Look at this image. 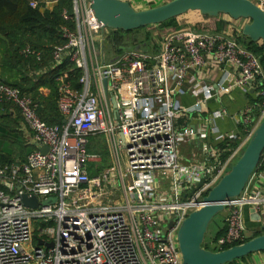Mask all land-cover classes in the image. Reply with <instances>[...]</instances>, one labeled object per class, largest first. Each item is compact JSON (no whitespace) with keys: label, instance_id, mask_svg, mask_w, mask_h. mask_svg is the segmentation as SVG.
<instances>
[{"label":"built area","instance_id":"obj_1","mask_svg":"<svg viewBox=\"0 0 264 264\" xmlns=\"http://www.w3.org/2000/svg\"><path fill=\"white\" fill-rule=\"evenodd\" d=\"M252 2L264 11V0ZM56 5L57 0L30 3L49 11ZM61 17L63 42L52 49L51 68L69 66L57 77L63 124H47L31 96L0 81V103L19 111L35 146L26 162L0 165V264H182V222L230 170L264 118L261 59L239 38L189 29L168 33L155 50L110 46L107 52L112 30L95 17L91 0H72ZM20 54L39 62L43 57L31 46ZM211 64L230 67L222 69L216 87L202 82ZM73 72H81L78 88ZM236 89L254 91L239 115L241 135L214 127L215 146L204 131L178 129L179 116L203 113ZM187 92L197 101L183 108L180 97ZM225 115L218 110L209 119ZM91 137L103 138L112 163L97 177L90 176L89 165L102 157L89 154ZM227 141L240 144L223 159L227 149L220 145ZM187 143H198L202 156L182 164L179 150ZM23 196L37 197L38 207L25 206ZM228 207L233 210L226 234L217 239L220 251L245 238V208L260 215L264 231V170L256 169Z\"/></svg>","mask_w":264,"mask_h":264},{"label":"water","instance_id":"obj_2","mask_svg":"<svg viewBox=\"0 0 264 264\" xmlns=\"http://www.w3.org/2000/svg\"><path fill=\"white\" fill-rule=\"evenodd\" d=\"M95 17L105 29L125 32L165 23L189 12L216 18L228 16L233 21H249L242 30L244 39L264 46V11L251 0H172L166 4L137 11L130 3L122 0H91ZM181 47L180 43H176ZM48 151L47 147L41 150ZM264 153V118L252 134L242 155L230 170L203 198L202 205L193 210L182 222L177 240L182 264H232L250 255L264 252V234L245 243L221 251H210L204 247V240L212 220L224 212L229 203L244 192L251 176L256 171ZM206 179L193 189L189 197L199 189ZM22 203L31 208L38 207L37 197L23 196ZM251 219L260 221V215L250 210ZM173 222L169 223V228ZM39 244H43L38 240ZM51 247V245H49Z\"/></svg>","mask_w":264,"mask_h":264},{"label":"trees","instance_id":"obj_3","mask_svg":"<svg viewBox=\"0 0 264 264\" xmlns=\"http://www.w3.org/2000/svg\"><path fill=\"white\" fill-rule=\"evenodd\" d=\"M31 1L39 0H0V71H2L0 72V81L8 86L18 88L22 93L31 96L38 104L39 116L47 124L62 125L64 118L60 114L57 104V77L62 72L67 71L69 66L65 63L53 70L51 68V52L55 45L63 42L60 27L64 25L65 22L61 17V12L63 8L71 9L72 0H57L58 5H56L52 11L43 10L41 8L33 9L30 6ZM222 17L223 15L213 18L202 15L200 12H189L183 16L173 18L155 26L163 28V32L166 34L184 29L198 32L219 33L223 25L221 20ZM182 18L188 19L186 20L188 22H186V25L180 23ZM149 27L152 26L138 30L144 31ZM136 31L137 30L125 32L122 30H112L108 36V42L112 48H119L120 50V48L131 44L129 41L134 40ZM149 37L150 36H147V38ZM245 44L252 52L260 57L264 68V46L261 43L254 44L250 40L245 41ZM26 46H31L36 50L42 51V60L39 62L36 58L23 57L20 51ZM44 69L46 70L44 73L37 75L38 72ZM17 75H20V81H13L14 78H17ZM80 75L81 72L71 73V80L77 88ZM41 88H48L50 90V95L46 99L39 93ZM9 107L8 105L0 103V110L8 111ZM16 111L18 110L16 109ZM0 126L4 131H6L7 128L12 129L3 122L0 123ZM13 129L15 130V126ZM3 138L8 139L5 136ZM239 144L240 141H227L221 144L220 147L222 149H227L223 154V159H227L231 155V151ZM29 155L30 154L21 162H26ZM14 162L16 161L14 160L13 152L9 150L8 146L6 148L0 147V165L12 164ZM257 170H264V153ZM206 195L207 194H205V196ZM226 231L227 227L223 228L218 238L224 236ZM262 234H264V231H254L251 237H245L241 242L233 246L245 243ZM228 248L229 247H226L225 249ZM251 256L252 255L235 261L232 264L243 262Z\"/></svg>","mask_w":264,"mask_h":264},{"label":"crops","instance_id":"obj_4","mask_svg":"<svg viewBox=\"0 0 264 264\" xmlns=\"http://www.w3.org/2000/svg\"><path fill=\"white\" fill-rule=\"evenodd\" d=\"M122 1L130 3V5L135 10L142 11L166 4L172 0ZM186 20L188 19L182 18L180 23H182V25H186L188 23ZM221 20L223 22V25L220 33L225 34L229 37L239 38V40L243 42L248 40H245L241 34L244 26L249 21H233L228 16H223ZM163 31V28L158 26L149 27L148 29L144 30L141 34H134V40L131 41L132 45L129 46L136 47L140 45H148L152 50L158 49L164 44V36L166 35V33L164 34ZM147 36L150 37L147 38ZM223 68L225 70L230 69L228 65L218 66L216 64H211L208 69L207 76L202 78V82L206 84H212L216 87V84L221 80L223 76ZM20 79V75H17V78H14L13 81H20ZM189 88V85H185L186 90H188ZM39 93L44 97V99H46L50 95V90L48 88H41L39 90ZM253 94L254 91H251L250 94L244 95L240 90L236 89L232 91L229 95H223L219 98H216V100L211 101L208 105V108H205V112L203 113H194L188 115L183 114L179 116L177 118L176 125L178 129H185L186 127H190L192 129H195L196 131H204L208 135V143H211L215 146L219 145V143L215 141L216 135L212 133L213 128L216 127L222 134L241 135L242 128L239 124V115L250 102H253ZM196 101L197 98L194 97L190 92H187L185 95L180 97V103L183 108L193 107ZM8 106H10L8 111L0 110V123H6L7 126L11 127L12 129L7 128L6 131H4L3 129H1L0 126V147L6 148L8 146L9 150L13 152V157L16 161L14 163H22L21 161L25 160L27 155L31 154L35 150V146L33 143L32 135L27 130L18 111H16L13 106ZM218 110L225 111L226 115L222 118H217L214 120L209 119L210 115ZM14 126L15 130L13 129ZM4 136L8 139H4ZM201 156L202 152L198 143L184 144L179 150V161L182 164L192 163ZM98 171L99 168L95 167L91 170L89 165V173L91 177H94ZM159 175L162 178L166 177L168 179V176L170 178V175L168 174L161 173ZM166 188H168V186H165V189ZM244 221L247 230H260V224L252 221L251 212L249 208L244 209ZM249 259H251L252 263L256 261H261L262 259H264V253L254 254L251 257L247 258L245 261L239 262V264H245L249 262Z\"/></svg>","mask_w":264,"mask_h":264},{"label":"rangeland","instance_id":"obj_5","mask_svg":"<svg viewBox=\"0 0 264 264\" xmlns=\"http://www.w3.org/2000/svg\"><path fill=\"white\" fill-rule=\"evenodd\" d=\"M255 1V0H252ZM138 31V32H137ZM135 34H141L143 31L137 30ZM162 32V31H161ZM165 34V32H163ZM167 36V34L165 35ZM164 36V37H165ZM132 45V42L129 41ZM110 43L107 41L106 43V50L107 52H110L111 47ZM125 47V46H124ZM88 152L92 155H98L102 157V162L100 163H90V169L97 167L99 168V171L95 174L94 177H97L104 169L110 168L112 165L110 155L108 153V149L106 146V142H104L103 138L101 137H91L90 138V144L88 145ZM233 208L228 207L224 212L218 214L210 223L207 234L205 236L204 240V247L207 248L210 251H218L217 246V239L220 231L226 227V220L228 216L231 214ZM254 233L253 229L246 230L245 237H251ZM262 232V231H261ZM36 245V244H35ZM249 262L245 264H252L251 259L248 260ZM254 263V262H253ZM239 264V263H237Z\"/></svg>","mask_w":264,"mask_h":264}]
</instances>
